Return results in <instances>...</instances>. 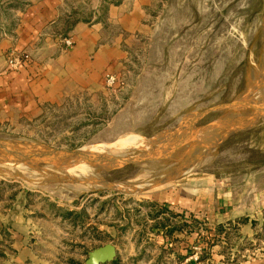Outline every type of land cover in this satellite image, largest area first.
<instances>
[{
	"label": "rangeland",
	"instance_id": "1",
	"mask_svg": "<svg viewBox=\"0 0 264 264\" xmlns=\"http://www.w3.org/2000/svg\"><path fill=\"white\" fill-rule=\"evenodd\" d=\"M27 3L0 0V37ZM150 16V29L125 43L129 57L112 86L106 79L0 123L2 139L105 154L75 169L79 159L0 165V264H86L108 243L117 255L105 264L232 263L227 246L210 247L208 225L201 241L187 231L181 245L171 237L162 248L149 220L160 216L174 236L183 216L156 194L241 177L264 161V0H155Z\"/></svg>",
	"mask_w": 264,
	"mask_h": 264
},
{
	"label": "crops",
	"instance_id": "2",
	"mask_svg": "<svg viewBox=\"0 0 264 264\" xmlns=\"http://www.w3.org/2000/svg\"><path fill=\"white\" fill-rule=\"evenodd\" d=\"M154 2L28 0L17 26L0 37V123L39 115L44 106L102 86L108 74L118 75L129 57L125 43L150 29ZM67 29L72 47L63 43ZM24 54L28 62L18 68L10 65V57ZM246 119L251 121L250 116ZM244 125L233 126L232 132ZM154 199L166 200L168 210L183 216L174 236L168 226L157 224L160 216L149 220V236L162 248L172 243L171 237L181 245L187 231L201 241L206 224L212 250L227 246L230 251L232 263L227 264H264V161L241 177L194 188L179 184ZM219 236L221 246L215 245Z\"/></svg>",
	"mask_w": 264,
	"mask_h": 264
},
{
	"label": "water",
	"instance_id": "3",
	"mask_svg": "<svg viewBox=\"0 0 264 264\" xmlns=\"http://www.w3.org/2000/svg\"><path fill=\"white\" fill-rule=\"evenodd\" d=\"M234 105L247 106L248 104L240 101ZM238 127L236 130H239ZM165 140H159L157 147L153 150L155 153H159L164 147ZM115 146V145H114ZM91 146H84L76 149L66 150L55 148L48 144L26 140V139H13L6 140L0 138V165L4 164H29L35 168L39 164H52L55 167H59L64 162L77 161L83 156H89L91 158L90 148ZM173 148V147H172ZM172 148L170 151H172ZM151 148L148 147V151ZM104 157V153L102 155ZM117 157L115 156V159ZM130 159H123V163ZM109 167H114L111 163ZM117 255L116 246L112 243H108L104 246L98 247L89 252L86 264H105L115 260Z\"/></svg>",
	"mask_w": 264,
	"mask_h": 264
},
{
	"label": "bare ground",
	"instance_id": "4",
	"mask_svg": "<svg viewBox=\"0 0 264 264\" xmlns=\"http://www.w3.org/2000/svg\"><path fill=\"white\" fill-rule=\"evenodd\" d=\"M242 121H243V120H242ZM130 137H131V136H130ZM162 137H163V136H162ZM131 138H132V139L129 140V141H132V140H133V137H131ZM139 139H141V138H139ZM143 139H144V141H145L146 138H143ZM136 140H137V139H136ZM147 140H148V139H147ZM147 140H146V141H147ZM124 141L126 142V140H124ZM134 141H135V139H134ZM134 141H132V142H134ZM144 141H143V142H144ZM156 141H157V140H156ZM138 142H140V141H138ZM138 142H136V143L134 142V143L137 144ZM147 142H148V141H147ZM149 142H150V141H149ZM140 143H141V142H140ZM140 143H138V145H139ZM146 144H147V143H146ZM140 145H142V143H141ZM143 145H144V144H143ZM143 145H142V146H143ZM174 145H175V144H174ZM213 145H214V144H213ZM121 146H122V145H121ZM144 146H145V145H144ZM94 148H96V147H94ZM170 148H172V147H170ZM89 151H90V153H91L90 156H91L92 159H94V160H101V159L103 158V157H101V156L103 155V153H101V151L99 150V148H98V149H93V146H92V149L90 148ZM204 152H205V151H204ZM104 155H105V154H104ZM201 155H202V154H201ZM88 158H90V157H89V156H83V157H81V158L78 160V162L75 163L77 167L74 166V169H75V168H79V167L82 168L83 165H86V164H87L86 161H88V160H85V159H88ZM109 158H110V157H109ZM103 160H104V159H103ZM106 160H107V159H106ZM111 160H112V159H110V161H111ZM73 162H74V161H73ZM97 162H98V161H97ZM106 162H107V161H106ZM106 162L103 163V162L101 161V162H99V163H100V164H107ZM66 163H67V162H66ZM71 163H72V162H71ZM71 163H68V164L70 165ZM62 164H63V163H62ZM77 164H78V165H77ZM121 164H122V159H118V160H115V161L113 162V165H114L115 167H116V166H121ZM72 165H73V164H72ZM72 165H70V167H71ZM67 166H68V165L65 164V165H64V168L67 169V168H68ZM61 167H62V166H61ZM61 167H60V168H61ZM62 168H63V167H62ZM62 168H61V170H59V171H62ZM64 168H63V170H65ZM72 168H73V167H72ZM72 168H71V169H72ZM83 168H86V167H83ZM71 169H70V170H71ZM70 170H69V171H70ZM76 170H77V169H76ZM72 171H74V170H72Z\"/></svg>",
	"mask_w": 264,
	"mask_h": 264
},
{
	"label": "built area",
	"instance_id": "5",
	"mask_svg": "<svg viewBox=\"0 0 264 264\" xmlns=\"http://www.w3.org/2000/svg\"><path fill=\"white\" fill-rule=\"evenodd\" d=\"M63 43L66 47H72L73 46V41L70 37H65L63 38ZM30 59L28 54H24V55H14L12 57H10L9 63L10 65H12L13 67L18 68L19 66L24 65L26 62H28V60ZM107 83L112 86L115 81H116V77L114 75L108 74L107 77Z\"/></svg>",
	"mask_w": 264,
	"mask_h": 264
},
{
	"label": "trees",
	"instance_id": "6",
	"mask_svg": "<svg viewBox=\"0 0 264 264\" xmlns=\"http://www.w3.org/2000/svg\"><path fill=\"white\" fill-rule=\"evenodd\" d=\"M68 31H69V30L67 29V31L64 33L65 37H66ZM153 206H154V205H153ZM154 217H158V216H154ZM186 225H188V224L186 223L185 226H186ZM175 228H176V227H175ZM173 231H174V228H172L171 230H169V231H168V234H172Z\"/></svg>",
	"mask_w": 264,
	"mask_h": 264
}]
</instances>
